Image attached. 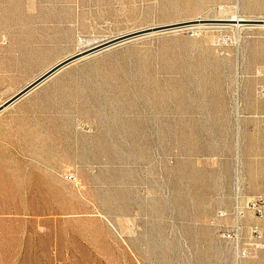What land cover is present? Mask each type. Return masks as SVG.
<instances>
[{
	"label": "rangeland",
	"instance_id": "1",
	"mask_svg": "<svg viewBox=\"0 0 264 264\" xmlns=\"http://www.w3.org/2000/svg\"><path fill=\"white\" fill-rule=\"evenodd\" d=\"M234 16L264 0H0V104L112 37ZM240 184L264 194V27L137 37L0 112V264H264L213 223Z\"/></svg>",
	"mask_w": 264,
	"mask_h": 264
},
{
	"label": "built area",
	"instance_id": "2",
	"mask_svg": "<svg viewBox=\"0 0 264 264\" xmlns=\"http://www.w3.org/2000/svg\"><path fill=\"white\" fill-rule=\"evenodd\" d=\"M249 213L257 218L264 216V194H246L240 184L236 189L232 208L222 209L216 215L217 219H229V225L213 220L218 234L231 244L237 262L264 247V235L259 224L250 226V236H245V223Z\"/></svg>",
	"mask_w": 264,
	"mask_h": 264
},
{
	"label": "water",
	"instance_id": "3",
	"mask_svg": "<svg viewBox=\"0 0 264 264\" xmlns=\"http://www.w3.org/2000/svg\"><path fill=\"white\" fill-rule=\"evenodd\" d=\"M233 23L234 24L240 23L243 25H264V19L262 18H256V19L243 18V19H240V21H237V19H230V18H195V19H188V20L178 21V22H173V23L149 26V27H145V28H141L138 30H133L127 33L120 34L118 36L102 41L98 44H95L89 48L78 51L60 60L59 62L54 64L52 67H50L48 70H46L44 73H42L37 78L32 80L30 83H28L26 86H24L22 89H20L18 92H16L14 95H12L7 100H5L3 103H1L0 112L4 108L8 107L9 105L13 104L14 102L22 98L24 95L29 93L35 87L39 86L47 78H49L50 76H52L53 74H55L56 72L64 68L65 66L77 60H80L82 58H85L87 56H91L98 52H101L109 47L115 46L117 44L126 42L128 40H131L137 37L149 35L155 32L177 30V29H181L183 27L195 25V24L211 25V24H233Z\"/></svg>",
	"mask_w": 264,
	"mask_h": 264
},
{
	"label": "bare ground",
	"instance_id": "4",
	"mask_svg": "<svg viewBox=\"0 0 264 264\" xmlns=\"http://www.w3.org/2000/svg\"><path fill=\"white\" fill-rule=\"evenodd\" d=\"M230 19H237V21H240V19H243L242 17H238V16H234V17H231ZM218 25H234V26H244L243 24H240V23H233V24H218ZM199 26H206V24H195V25H190V26H186V27H183L181 29H185V28H198ZM259 26H263L264 25H259ZM98 44V43H97Z\"/></svg>",
	"mask_w": 264,
	"mask_h": 264
}]
</instances>
